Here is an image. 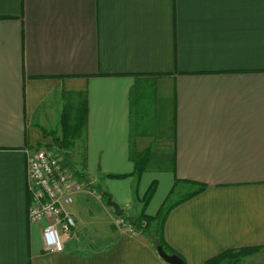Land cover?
Wrapping results in <instances>:
<instances>
[{
    "label": "crops",
    "instance_id": "obj_1",
    "mask_svg": "<svg viewBox=\"0 0 264 264\" xmlns=\"http://www.w3.org/2000/svg\"><path fill=\"white\" fill-rule=\"evenodd\" d=\"M68 93L87 101L69 159L96 193L75 195L74 234L48 251L47 220L27 219L25 150H61ZM153 181L151 216L203 185L164 222L184 264L226 250L221 264H264V0H0V264H167L117 224Z\"/></svg>",
    "mask_w": 264,
    "mask_h": 264
},
{
    "label": "built area",
    "instance_id": "obj_2",
    "mask_svg": "<svg viewBox=\"0 0 264 264\" xmlns=\"http://www.w3.org/2000/svg\"><path fill=\"white\" fill-rule=\"evenodd\" d=\"M55 145L25 150L26 191L28 193L27 219L29 222L47 220L42 228V240L48 251L63 249L62 235H68L76 226L69 207L81 191L95 194L73 169L69 168ZM119 224L131 233L132 225L120 218Z\"/></svg>",
    "mask_w": 264,
    "mask_h": 264
},
{
    "label": "trees",
    "instance_id": "obj_3",
    "mask_svg": "<svg viewBox=\"0 0 264 264\" xmlns=\"http://www.w3.org/2000/svg\"><path fill=\"white\" fill-rule=\"evenodd\" d=\"M73 93H68L67 97L70 98ZM67 103L62 110L61 117L59 120V126L61 130V136L58 139L59 147H67L69 148L74 141L84 134L86 127V116H87V101L86 96L83 93H80L79 100L77 104L73 105L69 99H67ZM55 146L57 144L55 143ZM58 147V146H57ZM135 161V169L133 171L134 174L140 175L144 169L146 158L145 154H139L134 150L131 151L130 156ZM80 174V173H79ZM115 177H121L124 175H112ZM156 183L153 181L145 194L142 197V206L139 213L135 216H127L124 219L132 225V228L135 231H138L142 234L148 233L149 230H155L154 235L152 236L153 241L158 240L163 248L169 253H176L171 247L166 243L163 236V227L166 219V215L168 211L177 203L183 201L184 199L189 198L193 194L197 193L203 188V185H197L195 189H190L185 192L180 198H178L174 202H169L170 195L172 194V190L169 195L164 200L163 204L157 211V213L153 216L146 214L145 208L147 203L149 202L151 196L155 191ZM169 202V203H168ZM124 215H122L123 217ZM251 250V249H248ZM177 254V253H176ZM235 254L234 251L226 250L210 259L205 261L204 264H221L224 257L231 256ZM179 255V254H177ZM180 256V255H179ZM181 257V256H180ZM182 258V257H181Z\"/></svg>",
    "mask_w": 264,
    "mask_h": 264
},
{
    "label": "water",
    "instance_id": "obj_4",
    "mask_svg": "<svg viewBox=\"0 0 264 264\" xmlns=\"http://www.w3.org/2000/svg\"><path fill=\"white\" fill-rule=\"evenodd\" d=\"M106 203L108 206L113 208V211L117 216L123 215L124 209L120 207L117 202L112 200L110 195H107ZM153 247L157 255L167 264H184L183 259L179 255H177L176 253L167 252L158 240L153 241Z\"/></svg>",
    "mask_w": 264,
    "mask_h": 264
},
{
    "label": "rangeland",
    "instance_id": "obj_5",
    "mask_svg": "<svg viewBox=\"0 0 264 264\" xmlns=\"http://www.w3.org/2000/svg\"><path fill=\"white\" fill-rule=\"evenodd\" d=\"M68 99H70V98H68ZM70 101V100H69ZM71 147H69V148H67V147H60V149L61 150H59V153H60V155H61V157H62V159H63V162L69 167V168H71V169H73V171H78V170H76L75 169V166L71 163V161H70V156H71V154H70V151H71V149H70ZM90 188V187H89ZM189 190V189H188ZM187 190V191H188ZM186 191V192H187ZM99 192L105 197V195H104V191L99 187ZM175 196H180V195H173L172 196V199L175 197ZM172 199L170 198L169 199V202H171L172 201ZM168 202V203H169ZM133 205H134V207H136L137 206V203L136 202H134L133 203ZM146 210V209H145ZM117 224L118 225H120L121 227H122V225L121 224H119V221L117 222ZM76 228H74L70 233H69V235H71V234H74V230H75ZM86 232H87V230H85ZM154 232H155V230L154 229H151V230H149L148 231V233H146V234H148V236H153L154 235ZM88 233V232H87ZM87 233H85V235H83V234H80L79 235V238H81V239H83V240H87ZM98 235V230H96L95 229V232H91L90 233V236H97ZM90 238V237H89ZM92 238H90L89 240H91ZM94 239V238H93ZM229 259V257H227V260ZM226 259H225V261H227Z\"/></svg>",
    "mask_w": 264,
    "mask_h": 264
}]
</instances>
